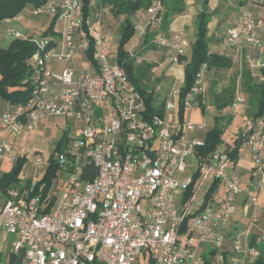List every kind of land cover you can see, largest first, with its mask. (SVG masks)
Here are the masks:
<instances>
[{
    "label": "built area",
    "instance_id": "2783aa9c",
    "mask_svg": "<svg viewBox=\"0 0 264 264\" xmlns=\"http://www.w3.org/2000/svg\"><path fill=\"white\" fill-rule=\"evenodd\" d=\"M254 6L249 1L237 7L239 23L229 30L227 46L264 49V16ZM161 10L160 2L148 9L146 26ZM43 12L58 13L62 50H53L51 37L35 40V86L26 105L11 106L1 115L0 162L8 156L27 160L34 156L41 165L40 154L33 155L16 141L45 118L58 117L74 124L75 136L68 135L63 149L54 153L70 178L68 189L59 193L54 186L44 194L42 185L39 194L31 195L35 180L24 190L0 185V229L15 236L9 251L23 253V264H141V259L146 264H256L262 252L253 244L251 230L229 229L243 188L241 177L229 172L226 146L197 156L199 183L194 182L195 175L184 176L187 158L205 145L198 134L205 133L208 124L180 119V87L164 94L162 85L154 86L165 115L148 117L144 96L108 51L111 38L95 35L90 22L83 28L81 1L52 0L34 13ZM6 33L12 39L24 37L12 26ZM160 44L176 65L190 47L184 31L162 36ZM92 46L96 69L73 70L69 64L79 50L87 53ZM48 59L67 66L54 72L47 68ZM246 59L251 69L264 68V60L256 62L252 55ZM205 68L184 98L185 115L198 105ZM237 101L243 102L240 97ZM244 134L240 150L248 148L257 191H264V117L249 119ZM207 181L223 187V201L217 205L210 197L191 213L190 206ZM192 185L193 195L185 200ZM248 204V212L257 208V193L249 195ZM261 241L264 234L256 238Z\"/></svg>",
    "mask_w": 264,
    "mask_h": 264
},
{
    "label": "trees",
    "instance_id": "16d2710c",
    "mask_svg": "<svg viewBox=\"0 0 264 264\" xmlns=\"http://www.w3.org/2000/svg\"><path fill=\"white\" fill-rule=\"evenodd\" d=\"M52 0H0V26L2 25L5 30V36L7 37L6 28L11 25H6V20H13L23 13H30L33 17L49 16V24L39 30L38 32L28 30L24 32V37L11 39L6 47L0 46V100L8 103L10 106L26 105L31 98L32 91L36 82V68L34 64V56L38 51V47L35 40L44 37H51L55 35V28L59 21L58 13L43 12L41 14H35V10L41 7H45ZM83 5V28L87 29L88 22L93 24V21L101 20V11L109 9L112 16L120 20L116 35H119L116 40V35L110 36V34L102 33L95 28V35L102 36L108 35L112 41H115L116 52H111L112 59L119 63L123 68L126 76L136 86V88L142 93L146 101V113L148 117L155 115L164 116L165 108L164 103L158 105L153 93L154 86L162 85V81L157 80L153 85H149L145 82L150 80L149 75L152 70L157 66L156 63H144L139 61V57L143 52L155 50L160 44V39L157 42L156 37L161 34L167 36L169 34L173 17L183 14L188 8V0H80ZM201 3V10L198 12L195 18V35L193 41L190 43L192 50L191 58L187 61L185 56L180 57V62L186 61L184 66V85L180 88V107L179 117L181 120L185 118L184 98L190 91L191 87L195 84L197 76L206 67V73L227 71L234 67L233 59L226 55L210 50L211 37L210 23L213 19V12L210 9V0H199ZM255 6L254 11H258V14L264 16V0H248ZM160 2L162 10L158 13L157 17L153 19L160 22L159 29L157 31H147L140 49L135 55L129 51L137 33L138 20L141 15L146 14L149 8L155 3ZM248 2H242L240 4H246ZM147 15V14H146ZM148 16H146V19ZM152 23V24H153ZM148 25L149 27L152 25ZM114 37V38H113ZM115 39V40H114ZM93 44V39H91ZM50 46H53V40L50 42ZM161 46V44H160ZM86 53V52H85ZM88 59L96 64L94 59V47L92 46L87 51ZM138 62V64H137ZM236 77V76H235ZM233 78L229 86L222 90L221 93H213V101L216 109L219 112L224 111L229 107H233L237 104L236 91L237 82L236 78ZM242 77V89L249 95L250 110L252 118L264 117V68L253 71L250 68L246 69L241 74ZM216 82L214 86H216ZM211 87V88H213ZM208 104L206 102V96L204 91L198 97V107L204 112ZM221 116V115H219ZM216 116V123L218 121ZM224 130L217 124H214L205 133H202L200 137L205 140L204 147L196 149L197 156L201 157L213 152L218 146L224 145ZM69 132L65 131L61 139L57 142L54 153L61 151L68 141ZM245 134L238 137L234 145L226 144L227 151L230 152V158L235 159L245 141ZM53 153V154H54ZM26 158H20L16 161L13 168L0 175V185L5 189L8 187H21L29 189L32 183L31 179L25 181L24 186L21 184L19 175L21 174L24 165L26 164ZM60 167L57 161L54 159V155L49 161V166L43 179L37 182L35 189L31 192V195L39 194V188L44 185V194H46L51 186L52 181L55 179L56 172ZM199 175L196 173L194 176V182L198 179ZM219 183L216 181L212 184L209 193L207 194L206 201L216 192ZM194 185H192L185 194V200L193 195ZM253 244L261 249L262 256L256 264H264V241L256 242V237L252 236ZM23 254L18 257L11 256L10 264H21ZM2 255L0 254V261Z\"/></svg>",
    "mask_w": 264,
    "mask_h": 264
},
{
    "label": "rangeland",
    "instance_id": "374dc122",
    "mask_svg": "<svg viewBox=\"0 0 264 264\" xmlns=\"http://www.w3.org/2000/svg\"><path fill=\"white\" fill-rule=\"evenodd\" d=\"M189 3L194 5L193 3L197 2V0H188ZM212 3L215 4L213 12V19L210 23V37H211V44L210 50L212 52H217L221 54H226L230 56L234 61V67L227 71H220V72H212L207 74L206 68L204 69V82H203V91L206 96V102L208 104L206 110L203 112L198 105L194 106L190 112H186L185 117L192 120L193 123L199 122H206L208 124V130L214 125L217 124L220 128L224 130L223 138L225 142L233 143L234 137L239 128H245L246 122L252 118L251 114L249 115L250 104H249V95L246 94L242 89V77L241 74L246 69H251L249 62L246 59V55H252L253 58H256V62L264 60V49L261 50L263 52H250L248 49H234L227 46L226 41L228 37L229 30L235 27L239 23L240 18V11L237 8L240 6V1L238 0H210V6ZM190 4V5H191ZM196 7L201 9V3L198 0L196 3ZM191 9V13H192ZM189 13V12H188ZM256 13L258 11L256 10ZM194 13H192L193 15ZM146 14L141 15L140 19L138 20L137 25V33L133 45L130 46L129 51L131 54L135 55L136 52L140 49L145 33L147 31H157L159 29L160 22L158 20L154 21V23L149 27L146 26ZM196 18V17H195ZM47 19V18H46ZM120 20L114 18L112 14L109 12V9H105L101 11V20L93 21V26L98 29V31H102V33L110 34V36H114L117 33L118 25ZM14 28L20 32H23L22 27H17L14 24ZM3 38L0 42V46L6 47L9 41L12 39L11 37L5 36V30L1 28ZM196 26L194 20H192L191 25L188 28H185L186 35H188L187 39L189 43H191L194 39ZM112 34V35H111ZM56 35V34H55ZM115 37V36H114ZM113 37V38H114ZM119 35H116V40H118ZM161 38V34L156 37V41L158 42ZM115 40V39H114ZM115 42V41H114ZM117 48H115L116 50ZM116 52V51H115ZM114 52V53H115ZM192 50H188V54L186 55L187 61L191 57ZM242 55V56H241ZM170 53L167 49L160 46L158 42V47L155 50H150L148 52H143L142 55L139 57L142 62L144 63H156L157 66L152 70L151 74L148 78L150 80H146L149 85H153L157 80L160 79L162 81V86L164 88V94L170 92L173 87H181L183 84L182 82V74L181 71L186 64V61L180 62L179 65L171 64L169 61ZM138 64V62H137ZM63 66V65H62ZM174 67V70H171ZM253 71H257V68L251 69ZM176 73V74H175ZM236 76V77H235ZM236 78L237 82V91H236V101L237 98L240 97L243 102H238L234 105V107H229L224 110L223 114L219 112L213 101V93H221L223 89L227 88L233 78ZM217 83L215 87L214 83ZM213 87V88H211ZM233 109V110H232ZM171 113H175V110L171 111ZM217 113L221 116H218V121L216 123V116ZM233 113V114H232ZM239 121V122H238ZM237 123V124H236ZM236 124V127L234 125ZM74 124L71 121H64L58 117H47L43 120L40 124V128L38 131L29 133L25 135L24 142L28 148H36L41 153L42 157V164L37 165L35 163L34 156L32 159H28L26 164L24 165V169L21 173V176L26 179H35L36 182H39L43 179L44 175L48 169V162L50 161L51 157L54 155V148L61 137L62 130L66 128H71ZM244 126V127H243ZM242 130V129H241ZM73 136H75V131L73 132ZM242 152L244 150L242 149ZM243 154V153H242ZM36 155V154H34ZM245 156L243 160L245 162ZM247 161V159H246ZM187 169L184 173V176L193 177L198 169V160L197 155L192 154L187 158ZM14 166V163L6 164L4 170L6 168L10 169ZM70 174L63 171L62 169L57 170L55 179L52 181L50 189L53 190L54 186H57V192H62L68 189V182H69ZM57 181L59 183L57 184ZM200 182V178L197 179V183ZM45 184V183H44ZM211 182L207 181L203 184L200 191L197 194V198L193 201L191 208V213H195L198 207L205 202L207 194L211 188ZM261 204V203H260ZM261 210L260 205L258 206ZM257 207V208H258ZM262 221L259 224H252L250 219L245 217L244 212L240 209L237 210L233 218L231 219L230 223H235V227L238 228L239 231L245 230H252L260 232L262 235L264 234V211L262 212ZM237 222V223H236ZM14 239V236L8 235V243ZM141 264H146L147 261L141 259ZM4 264V263H3Z\"/></svg>",
    "mask_w": 264,
    "mask_h": 264
},
{
    "label": "crops",
    "instance_id": "0c3cea01",
    "mask_svg": "<svg viewBox=\"0 0 264 264\" xmlns=\"http://www.w3.org/2000/svg\"><path fill=\"white\" fill-rule=\"evenodd\" d=\"M196 3H198V0H197V2L193 3L194 5H192L191 3H188V8L183 14L176 15V16L173 17V22L171 24V28H170L168 37L171 38L176 33L180 32V31H184L185 28H188V26L191 25L192 20L195 21L196 15L201 10V9H199V7H196V5H197ZM214 8H215V4L212 3V5L210 6L211 11L214 10ZM191 9L194 10V11H192V13H194L193 15L191 13ZM49 22H50V17L49 16L33 17L28 12V13H23V14L19 15L17 18H15L13 20H6L5 24L8 25V26L11 25L12 27H14V24H16L17 27L19 26V27L23 28V30H24L23 33H24V32H26L28 30H32V31L38 32L39 30L45 28L49 24ZM0 27L2 28L3 26L1 25ZM61 30H62V23L60 21H58L57 26L55 28L56 35H52L51 36V38L53 40V46L52 47H53V50L55 52H61V50H62ZM184 32L186 33V31H184ZM209 35H210V32H209ZM187 37H188V35H187ZM2 38H3V34H2L1 29H0V42L2 41ZM115 45L116 44L114 43V41H111L110 44L107 47L108 51L115 52L117 50V49L115 50V48H116ZM163 48L168 50V48H166V47H163ZM245 49L250 50V52H256V54L260 52L259 50L251 49L249 47H246ZM188 50H190V47L186 50V55L188 54ZM261 52H263V51H261ZM186 55H184V56L186 57ZM255 60H256V58H255ZM174 65H176V64H174ZM177 65H179V64H177ZM66 66H67L66 64L58 62L55 59H48L47 60V68L52 70V71H54V72H58L59 73ZM69 66L73 70H75L76 72H82V71H86V70L91 71V70H95L96 69V64H93L88 59L87 54L84 51H82V50H79L77 56L69 64ZM171 70L175 71L174 67ZM181 74H182V82H183V84L181 85V87H182L184 85V67H183V69L181 71ZM10 107L11 106L8 103L3 102V101L0 100V118H1L2 113L4 111H6L7 109H9ZM223 112L224 111H222L221 113L223 114ZM215 116H219V113H217V115H215ZM40 124H39L38 128L35 131H33V132H36V131L39 130ZM236 124L234 125L233 128L236 127ZM0 129H1V122H0ZM241 129L239 128V131H237V133L235 134L234 142H235V140L238 137H241V135L244 134L245 128H241ZM65 131H68L69 135L74 132V130H72V126H71L70 129L69 128L63 129L61 131L62 132L61 137L65 133ZM33 132H31V133H33ZM27 134H29V133H26L23 136L19 137L16 142L19 145L27 147V145L24 142L25 135H27ZM198 135L200 136L201 134H198ZM61 137L59 138V140L61 139ZM224 142H225V140H224ZM234 142L233 143L225 142L224 145L229 144V145L233 146ZM28 149H30L33 152V155L35 153H37V154L41 153L36 148H33V150H32V148H28ZM243 150H244V152H242V150H240L238 155H237V157L235 159H231L230 164H229V172L230 173H236V174H238L241 177V183H242V188H243L242 193L237 198L236 205H237V207H239L238 209H240L242 212H244L245 217L250 219V222L252 224H259L262 221V219H261L262 216H263L262 212L264 211V191H257L258 178H257L256 174L254 173L255 164H254V162L252 160L251 155L249 154L248 148L247 147H243ZM244 156H245V158H244L245 162L243 160ZM246 159H247V161H246ZM17 160H18L17 158L15 159L12 156H8L7 158H5L4 161H1L0 162V168H1L0 175H3L5 173L9 172L13 168V167L10 168V169L6 168V170H4V167L6 166V164H10V163H14L15 164ZM23 169H24V167H23ZM19 179L22 182L21 184L24 186L25 181H27L30 178L24 179L21 176V174H20L19 175ZM31 180H35V179H31ZM213 183L214 182H211V184H213ZM252 193H257L258 205L256 207H258L260 205L261 210L258 207L256 209H251L250 212H248L245 209V207H251L248 204V197ZM224 196H225V191H224L223 187L221 185H218V188H217L216 192L212 194L211 198L213 197L215 199V203L217 205H219L223 201ZM229 229L231 231L240 232L238 230V228L235 227V223H232L229 226ZM251 232L253 233V235L256 238L262 237V234L260 232H257L255 230L254 231L251 230ZM12 236H14V235H12ZM7 239H8V236L0 229V254L2 255V260L0 262H2V264L3 263L4 264H10L11 256L18 257L21 254H23V253L13 254V253H11L9 251V245L15 239V236H14V239H12L9 243H8ZM23 257H24V254H23ZM21 264H23V259L21 261Z\"/></svg>",
    "mask_w": 264,
    "mask_h": 264
}]
</instances>
